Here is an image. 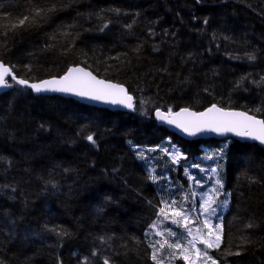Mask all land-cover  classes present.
<instances>
[{
    "label": "trees",
    "instance_id": "obj_1",
    "mask_svg": "<svg viewBox=\"0 0 264 264\" xmlns=\"http://www.w3.org/2000/svg\"><path fill=\"white\" fill-rule=\"evenodd\" d=\"M0 61L28 81L81 65L135 96L128 113L19 84L0 94V264H155L162 196L213 168L231 194L216 256L264 264V148L187 140L154 117L217 104L264 119V0H0Z\"/></svg>",
    "mask_w": 264,
    "mask_h": 264
},
{
    "label": "snow or ice",
    "instance_id": "obj_2",
    "mask_svg": "<svg viewBox=\"0 0 264 264\" xmlns=\"http://www.w3.org/2000/svg\"><path fill=\"white\" fill-rule=\"evenodd\" d=\"M51 10L52 9H49V11ZM43 14H45V10L36 7L32 9L30 15H26L17 22L7 24L4 27L14 31L17 28L24 26L26 22L28 24L33 23L37 17H40ZM204 22L206 24L207 20L205 19ZM104 27H107V24H105ZM126 27L131 28L132 25L129 24L126 25ZM6 34L7 33L5 32V35ZM247 58L250 61H254L256 59L253 54H249ZM13 67L15 66L9 67L0 61V88H8L12 86L9 82L10 77L11 81H14L19 85L28 86L37 93H73L81 97H89L95 100H108L113 104H121L129 109H134L135 107L134 97L127 92L123 85L97 79L91 72H87L80 67L69 68L68 71L59 78L53 77L52 79L42 80L38 83L31 84L26 79L18 78L13 72ZM26 67L30 68V66ZM242 79H247V77ZM253 83L258 87L264 86V76H262L259 81H253ZM261 110L262 109L260 108L256 109L257 112H260ZM155 114L160 120L166 121L169 124H175L177 127L182 128L183 131L189 133L190 135H195L196 133L202 131H213L220 134L234 133L240 137H246L254 141H259L262 145H264V119H259L256 115H249L246 111L225 109L218 107L217 104H212L202 112L191 111L189 108H181L179 111L173 112L172 109L169 108L167 112H162L157 109ZM86 140L92 145H96L97 143L93 134L87 135ZM136 147L138 149L139 146ZM164 151L167 152L168 150L165 149ZM169 155H171L174 162H179L182 154L177 151L175 153H169ZM137 156L140 159H144V152L138 150ZM187 171L188 170L185 169V172ZM210 172L217 174V169L213 168ZM189 178L191 180H195L196 184L201 183L200 180L195 177L190 176ZM150 179L153 182H156L161 178L152 175L150 176ZM250 180L255 182L254 178H250ZM215 184L218 185L219 188H212L210 190V192L215 195L204 194L207 198L203 199L202 203L199 205L200 210L207 214L203 221V227L207 229L206 233L198 229L197 233L193 234L192 230L187 227V223H184L182 226L187 230V237H191V239L182 236V234L181 236H178L176 231L167 229L170 236L178 238L174 243L165 239L163 242L157 241L156 243L150 245L152 248L151 260L154 261L155 264H165V257L162 253L166 248L171 250L168 252L166 257L169 264H171L172 260L177 258L184 260L186 264H198V262L201 261L202 264H209V262L210 264H218V261L209 254L208 250L220 249V245L222 243L223 225L222 223L213 225L209 217L216 216L217 219H220V217L217 216L218 209L221 205L223 207H227L229 201L227 199L219 202L216 200L215 197L220 195L224 185L220 178L215 180ZM53 186L55 187V185ZM192 195L195 196L196 194L193 193ZM226 195L230 196L231 194L227 193ZM184 199L187 200L188 196L186 195ZM162 203L165 204L166 207L172 208L173 211L171 216H169L166 208L161 207L159 209L160 216H163L165 219L171 218L172 223L177 225H181V220L177 219V217L182 218L183 221L189 220V215L185 211L175 208L176 201H172L171 204H168L167 201H162ZM214 205H216V207H214ZM192 211H196V209H192ZM156 227V222L150 225V228ZM247 227H252V225L249 224ZM158 234L163 235V233ZM181 238L185 239L186 243H181ZM99 239L102 244H107L111 237L106 238L102 236ZM198 242L204 247H198ZM228 254L232 255L233 253ZM236 254L238 255L239 253ZM92 255L96 256L97 253L93 252ZM84 259L86 262L88 261V257H85ZM103 264H114V262L110 257H105L103 259Z\"/></svg>",
    "mask_w": 264,
    "mask_h": 264
},
{
    "label": "rangeland",
    "instance_id": "obj_3",
    "mask_svg": "<svg viewBox=\"0 0 264 264\" xmlns=\"http://www.w3.org/2000/svg\"><path fill=\"white\" fill-rule=\"evenodd\" d=\"M210 170L211 169H204V171L202 172L189 173V177L191 176V177H195L196 179H199L201 182L200 184H196L195 180H191L189 178L190 185L182 184L179 188V191L177 192L170 191V192H167L164 196H162V201H167L168 204H171L172 201H176L175 208L185 211L189 215V220L183 221L182 218L177 217V219L181 220V225H177V224L172 223L171 218L165 219L163 216H160L158 212V216L156 220L154 221L156 222L157 227L149 228L147 231L150 244L156 243L157 241L163 242L165 239L174 243L178 237L170 236L168 234L167 229L176 231L178 233V236H181L182 234V236L187 237V230L182 226L184 223H187V227L192 230L193 234H196L198 229L206 233L207 229L203 227V221L207 214L203 213L200 210L199 205L202 203L203 199L207 198V196L204 194L215 195L214 193L210 192L212 188H219V186L215 184V180L217 178H220L222 180V178L218 174H213L210 172ZM223 185L224 187L221 190L220 195L216 196L215 198L218 202L227 199L229 203L227 207H223L222 205L219 207L217 216H219L220 219H217L216 216L209 217L213 225L218 224V223H222L223 225L224 215L230 206V196L226 195L227 193H230V192L226 190L224 181H223ZM193 193H195L196 195L193 196L192 195ZM186 195L188 196L187 200L184 199ZM161 207H165L166 211L169 213V216H171V213L173 211L172 208L166 207V205L163 203ZM214 207H216V205H214ZM192 209H196V211H192ZM158 233H163V235H160ZM187 238L191 239V237H187ZM222 238H223V232H222ZM181 243H186V240L181 238ZM197 246L201 248L204 247L202 244H199V242L197 243ZM169 251L171 250L166 248L165 251L162 253V255L165 257V264H169V261L166 259ZM208 251H209V254L212 255L213 258L218 261V264H230V262H222L216 256L214 252L215 249H210ZM171 264H186V262L182 259L177 258L175 260H172ZM198 264H202V261L198 262Z\"/></svg>",
    "mask_w": 264,
    "mask_h": 264
},
{
    "label": "water",
    "instance_id": "obj_4",
    "mask_svg": "<svg viewBox=\"0 0 264 264\" xmlns=\"http://www.w3.org/2000/svg\"><path fill=\"white\" fill-rule=\"evenodd\" d=\"M73 67L83 68L85 71L91 72L92 75L95 76L97 79L105 80V81H108V82H111V83H114V84H121V83H118V82H115V81H112V80H107L105 78H102V77L98 76L97 74H95L92 70H90L89 68H86L84 66L78 65V66H71L70 68H73ZM63 75H61V76H63ZM61 76H54V77L55 78H59ZM52 78L53 77H49V78H45V79H41V80H37V81H29V83L30 84L31 83H38V82H40L42 80H47V79H52ZM9 82L12 84V86L11 87H8V88H0V94L8 91L9 89L13 88L15 84H17L14 81H11V78L10 77H9ZM121 85H123L124 88L127 90V92L134 97V105H135V96L132 93H130V91H129V89H128V87L126 85H124V84H121ZM21 86L26 87V88H29L30 90H32L28 86H24V85H21ZM33 92L35 94H37V95H59V96L67 97V98H73V99L78 100V101H80L82 103H85V104H88V105H91V106L100 107V108H106V109H109V110H112V111H122V112H128V113L135 112V107H134V109H129V108L125 107L124 105H121V104H113V103H111L108 100H95V99H91L89 97H81V96H78V95L73 94V93H60V92H41V93H37L35 91H33ZM218 107H220V106H218ZM189 109L191 111H195V112H202V111L205 110L204 109V110H201V111H196V110L191 109V108H189ZM225 109H230V110H235V111H244V110L233 109V108H225ZM159 110L162 111V112H167V111H164L162 109H159ZM179 110H176V111H179ZM176 111H173V112H176ZM155 113H156V111L154 112V117H155V120L157 121V123L159 125L166 127L170 131L178 134L180 137H182L184 139H187V140H210V139L225 140V139L232 138V139H237V140H239L241 142L257 143L258 145H260L261 147L264 148V145H262L259 141H254V140H251V139L246 138V137H240V136L235 135L234 133H224V134H220V133H216V132H213V131H202V132L196 133L195 135H190L189 133L183 131L182 128L177 127L175 124H169L166 121L160 120L156 116ZM249 115H253V114H250L249 113ZM257 118L263 119V118H260V117H257Z\"/></svg>",
    "mask_w": 264,
    "mask_h": 264
}]
</instances>
